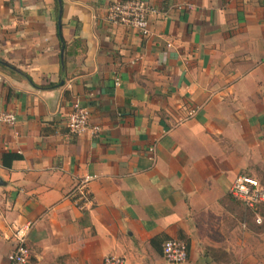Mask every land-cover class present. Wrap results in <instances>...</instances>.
Here are the masks:
<instances>
[{"label":"crops","instance_id":"0c3cea01","mask_svg":"<svg viewBox=\"0 0 264 264\" xmlns=\"http://www.w3.org/2000/svg\"><path fill=\"white\" fill-rule=\"evenodd\" d=\"M115 1L0 0V264L27 222L29 264H173L169 238L179 264H264V212L229 193L264 178V0H146V37ZM74 102L97 137L68 131Z\"/></svg>","mask_w":264,"mask_h":264},{"label":"built area","instance_id":"2783aa9c","mask_svg":"<svg viewBox=\"0 0 264 264\" xmlns=\"http://www.w3.org/2000/svg\"><path fill=\"white\" fill-rule=\"evenodd\" d=\"M154 8L146 0H120L110 4L106 13V19L112 24L126 25L135 29L140 35L146 37L150 34L149 17ZM16 117L11 112L0 110V122L13 124ZM66 126L68 131L74 134H88L97 137L101 132L98 124L90 122V113L87 107L79 102H74L67 116ZM93 175H85L72 187L69 195L79 208L87 207L91 203V191L89 188ZM229 193L234 198L242 201L247 208L258 209L264 206V184L259 180L245 175L237 176ZM31 226L27 222L14 230V247L8 253V264H29V250L26 245V235ZM163 258L173 264L186 261L188 249L186 242L179 238H169L162 244ZM102 264H125L123 257L108 255Z\"/></svg>","mask_w":264,"mask_h":264},{"label":"trees","instance_id":"16d2710c","mask_svg":"<svg viewBox=\"0 0 264 264\" xmlns=\"http://www.w3.org/2000/svg\"><path fill=\"white\" fill-rule=\"evenodd\" d=\"M20 158H21V155L19 153H16V152H4L2 154V157H1L2 165L4 167H10L14 160H18ZM260 207L264 208V206H260ZM182 240H184L186 242L187 249H188L189 248V246H188L189 242L187 240H185V239H182ZM151 243L152 244L155 243V239H152ZM161 252H162V248H161ZM162 256H163V253H162Z\"/></svg>","mask_w":264,"mask_h":264},{"label":"rangeland","instance_id":"374dc122","mask_svg":"<svg viewBox=\"0 0 264 264\" xmlns=\"http://www.w3.org/2000/svg\"><path fill=\"white\" fill-rule=\"evenodd\" d=\"M261 182L262 183H264V178L263 179H261ZM239 203V202H238ZM239 204H241V203H239ZM243 206V205H242ZM244 207V206H243ZM247 208V207H246ZM257 210V212H264V208H262V207H258V209H256ZM261 218H262V215H261ZM257 221V220H256ZM258 223H259V221H257ZM259 227H260V229L259 230H262V229H264V220L263 219H260V224H259ZM208 252V251H207ZM231 264H235V263H231Z\"/></svg>","mask_w":264,"mask_h":264},{"label":"water","instance_id":"95a60500","mask_svg":"<svg viewBox=\"0 0 264 264\" xmlns=\"http://www.w3.org/2000/svg\"><path fill=\"white\" fill-rule=\"evenodd\" d=\"M60 1V0H58ZM61 12V5L59 7V13ZM0 185H5V181L2 179V177L0 176Z\"/></svg>","mask_w":264,"mask_h":264}]
</instances>
